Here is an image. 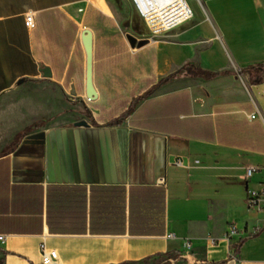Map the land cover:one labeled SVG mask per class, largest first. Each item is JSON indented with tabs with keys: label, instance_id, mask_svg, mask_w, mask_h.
<instances>
[{
	"label": "crops",
	"instance_id": "crops-1",
	"mask_svg": "<svg viewBox=\"0 0 264 264\" xmlns=\"http://www.w3.org/2000/svg\"><path fill=\"white\" fill-rule=\"evenodd\" d=\"M116 1L0 0V264H42V243L55 264H264L246 203L264 186V0H199L142 46Z\"/></svg>",
	"mask_w": 264,
	"mask_h": 264
},
{
	"label": "built area",
	"instance_id": "built-area-1",
	"mask_svg": "<svg viewBox=\"0 0 264 264\" xmlns=\"http://www.w3.org/2000/svg\"><path fill=\"white\" fill-rule=\"evenodd\" d=\"M138 15L145 21L148 29L153 35L165 34L192 20L194 11L189 0H130ZM25 23L28 27L35 26L34 13L26 15ZM259 111L250 115L255 118ZM259 168L257 166L247 167V176L250 177ZM246 203L250 209L257 212L264 211V186L260 190H250ZM230 233L235 232V226L230 225ZM0 240H5V235H0ZM190 247L191 243L186 242ZM42 264H55L58 253L55 249H48L45 243L41 244ZM236 264H241L238 260Z\"/></svg>",
	"mask_w": 264,
	"mask_h": 264
},
{
	"label": "rangeland",
	"instance_id": "rangeland-1",
	"mask_svg": "<svg viewBox=\"0 0 264 264\" xmlns=\"http://www.w3.org/2000/svg\"><path fill=\"white\" fill-rule=\"evenodd\" d=\"M116 2L119 6H122L121 13L124 21V31L130 42V38L135 39L137 42L142 39L156 40L164 35L159 34L155 36L151 33L145 21L138 15L130 0H117ZM189 3L194 11V14L197 16L204 15L203 7L199 0H189Z\"/></svg>",
	"mask_w": 264,
	"mask_h": 264
},
{
	"label": "water",
	"instance_id": "water-1",
	"mask_svg": "<svg viewBox=\"0 0 264 264\" xmlns=\"http://www.w3.org/2000/svg\"><path fill=\"white\" fill-rule=\"evenodd\" d=\"M82 40L86 49L87 54V97L93 99L97 93L93 85V42H92V31L85 29ZM132 45L142 46L147 43L146 39H142L136 42L135 39L130 38ZM45 75L50 76L49 69H45Z\"/></svg>",
	"mask_w": 264,
	"mask_h": 264
},
{
	"label": "trees",
	"instance_id": "trees-1",
	"mask_svg": "<svg viewBox=\"0 0 264 264\" xmlns=\"http://www.w3.org/2000/svg\"><path fill=\"white\" fill-rule=\"evenodd\" d=\"M262 67H263V65L250 66V67L243 69L242 72H245V71L248 72L251 76V79L253 81H256L260 78L259 68H262ZM185 73L189 76H192V77H203L206 79H211L217 75L229 73V71H211V70H206V69H203L200 67H195L194 65H187L185 67ZM171 76H173V74H171L170 76L162 78L160 82H163V81L165 82ZM147 94H149V92ZM146 95H144L143 97H145ZM120 120H121V118H117L113 122L118 123V122H120ZM33 126L37 127L38 124L36 123ZM33 126L26 127V129L22 133H20V135H18L17 138H19V136L23 135V133L27 132ZM17 138H16V140H17Z\"/></svg>",
	"mask_w": 264,
	"mask_h": 264
}]
</instances>
